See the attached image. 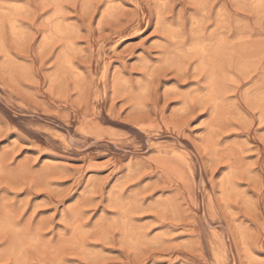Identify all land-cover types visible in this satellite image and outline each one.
Masks as SVG:
<instances>
[{
	"label": "rangeland",
	"instance_id": "1",
	"mask_svg": "<svg viewBox=\"0 0 264 264\" xmlns=\"http://www.w3.org/2000/svg\"><path fill=\"white\" fill-rule=\"evenodd\" d=\"M0 264H264V0H0Z\"/></svg>",
	"mask_w": 264,
	"mask_h": 264
}]
</instances>
